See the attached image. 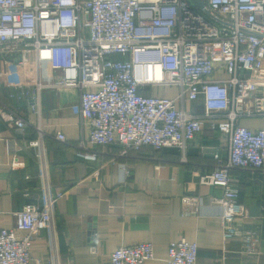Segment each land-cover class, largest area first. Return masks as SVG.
I'll return each instance as SVG.
<instances>
[{"label": "built area", "instance_id": "obj_1", "mask_svg": "<svg viewBox=\"0 0 264 264\" xmlns=\"http://www.w3.org/2000/svg\"><path fill=\"white\" fill-rule=\"evenodd\" d=\"M201 1L203 7L185 0H0V75L9 96H24L38 114L44 89H78L83 138L71 143L61 129L53 136L88 162L98 158L99 146L111 144L123 158L145 146L184 151L203 119L213 120L211 129L227 139V155L198 180L222 190L213 201L221 208L224 242L240 233L243 251L251 253L257 241L237 228L248 210L231 173H264V129L240 124L241 118L264 119V0ZM222 73L226 78L216 77ZM161 85L178 87V96L146 92ZM183 99H200L202 110L177 109ZM0 120L36 132L25 142L37 161L40 203L12 212L13 225L0 230V264H29L41 231L53 243L54 208L64 193L53 192L50 182L44 140L50 129L2 101ZM121 169L127 175L126 165ZM197 253L196 243L181 238L170 243L166 262L196 264ZM153 257V244L140 242L117 247L108 259L145 264Z\"/></svg>", "mask_w": 264, "mask_h": 264}, {"label": "crops", "instance_id": "obj_2", "mask_svg": "<svg viewBox=\"0 0 264 264\" xmlns=\"http://www.w3.org/2000/svg\"><path fill=\"white\" fill-rule=\"evenodd\" d=\"M216 77L226 78L223 73ZM3 82L0 75V101L19 108L24 120L40 121L50 129L44 139L50 182L53 192L64 193L54 208L53 243L47 231H41L32 242L29 264H55L54 253L59 264H110L108 257L117 247L140 242L154 247L153 259L145 264H167L170 243L181 238L197 244L196 264H264V173H231L239 202L248 210L247 217L236 221L237 228L254 233L257 241L251 253L243 251L240 233L224 242L221 208L213 201L222 190L198 180L212 172L220 155H227V139L211 129L213 120L203 119L201 132L184 151L165 147L154 152L145 146L139 154L123 158L115 155L120 146L111 144L99 146L98 158L88 162L76 155L71 144L53 136L61 129L71 143L83 138L78 89H44L38 114L24 96L11 98ZM146 92L175 99L179 88L161 85ZM176 104L187 112L202 110L200 99ZM240 124L264 129V119L259 117L241 118ZM35 137L32 125L21 130L0 120V230L11 228L12 212L40 203L37 161L25 142ZM95 171L99 175L94 177ZM92 246L96 252H91Z\"/></svg>", "mask_w": 264, "mask_h": 264}, {"label": "water", "instance_id": "obj_3", "mask_svg": "<svg viewBox=\"0 0 264 264\" xmlns=\"http://www.w3.org/2000/svg\"><path fill=\"white\" fill-rule=\"evenodd\" d=\"M190 6H198V7H203V1L201 0H185Z\"/></svg>", "mask_w": 264, "mask_h": 264}, {"label": "trees", "instance_id": "obj_4", "mask_svg": "<svg viewBox=\"0 0 264 264\" xmlns=\"http://www.w3.org/2000/svg\"><path fill=\"white\" fill-rule=\"evenodd\" d=\"M154 152H158V151H154Z\"/></svg>", "mask_w": 264, "mask_h": 264}]
</instances>
